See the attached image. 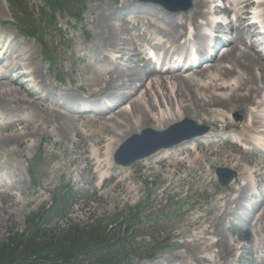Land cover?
Returning a JSON list of instances; mask_svg holds the SVG:
<instances>
[{"label":"rangeland","instance_id":"1","mask_svg":"<svg viewBox=\"0 0 264 264\" xmlns=\"http://www.w3.org/2000/svg\"><path fill=\"white\" fill-rule=\"evenodd\" d=\"M50 1L53 0H0V39L11 41V44L9 43L11 48L8 50L12 57L6 61V64L14 65L13 57L18 54H24V56L27 54L29 55L27 57L32 58L31 65L27 66L25 63V70L6 74L8 78L2 81L4 87L17 88L24 94L35 90L40 96L49 100L46 101L48 107L67 119L66 123L70 128L66 139L61 138L53 128H48L46 132H50V136L44 135L40 140L37 138L31 140V147L25 151L24 156L0 157V167H3L0 181L14 186L13 190L8 191L14 199L0 193V242H4L10 233L20 234L28 230L27 220L29 218L42 214L45 208L55 204V211L49 210V213L42 217L39 232L41 241L56 244V241L62 239L65 233L73 230L82 232L104 229L107 232L111 226L112 230L108 231L110 238L113 236L122 238L123 247L106 248L102 256L86 254L79 260L96 263L94 262L96 259L107 260L116 257L122 260V264L157 263L161 257L181 251V240L173 238L172 232L184 226L191 214H200L201 210L213 205L214 201L223 194H229V185L220 187L214 174V170L224 166V163L222 161L214 166L203 163L197 165L210 181L208 185L199 180L198 174L201 171L196 170L194 174L187 176L185 181L164 192H162L163 188L169 183L162 182L161 177L146 179L142 160L133 163L129 166V171L124 172L121 167L113 164L112 157L106 156L104 153L106 149H102L100 152L103 154L100 160L105 167L102 170L97 169L96 163L89 160V152H94L106 145L94 146V142L103 137L107 139L111 137L98 136L99 123L94 115L78 116L61 109L58 105L62 103L69 105L73 101L68 98L69 96H64V90L69 91L70 96H77L78 100L89 95L85 82L86 76L83 73L88 62L94 66L106 65L101 60L95 59L106 52L105 46L91 50L93 45H101L96 44L94 37L92 22L96 15H88L91 6L102 5L105 12L109 13L111 9H114L116 14L118 13L110 21L117 29V33L114 32L115 40L117 39L119 44L120 53L126 54L124 57L127 55L131 57L129 63L116 65V67H119L118 69L122 70L124 75L136 73L139 78L145 80L143 63L139 60V56L133 57L134 53L130 51L131 48L139 46L137 32H128L130 26L127 25V18L131 11L120 9L118 4L123 0H62V5L57 10L52 8ZM186 5L187 0H175L170 4L174 9L183 12L188 11V9L183 10ZM260 12L264 14V9H260ZM150 17L153 18L151 15H146L144 19H151ZM203 18L202 16L200 19ZM159 19L161 26L169 27L165 25L166 19L163 16H159ZM239 30L243 38L248 41L249 35L245 29L239 28ZM26 32L31 35L25 36ZM237 46L241 48L240 44ZM85 56H92V59L86 61ZM6 64L3 71L8 72L10 67H6ZM33 69L42 72L44 80H40L35 75L28 79L19 78L22 73H31ZM257 75V78H262L264 81L263 74L257 73ZM127 78L123 76L122 80L125 82ZM24 81H28L25 86H23ZM147 83L151 82L147 81ZM36 84L38 86H35ZM120 84L121 81L115 83V92L121 87ZM111 87L110 92H114L112 90L115 87ZM129 91L120 89L121 94ZM57 101L59 104L57 103L56 106L54 103ZM46 103H44L45 106ZM163 103L166 102L163 100ZM123 104L128 110V103L123 102ZM150 105L153 107L152 103ZM72 106L75 105L72 104ZM11 109L15 116L21 115L23 118H29V114L26 111L22 112L16 105ZM232 115L229 117L231 118ZM152 116L154 117V113ZM240 117L236 124L243 121L242 114ZM12 120H15L13 114L0 111V122L10 125ZM196 125L200 124L196 123ZM236 133V131H230L226 135L236 139L238 138ZM197 147L200 155L209 151L220 154L221 158L227 155L236 157L245 169L254 168L259 175L250 178L248 190L244 193V201L240 203L252 206L253 210L249 212L243 209L238 217L236 215L227 217L223 222L225 230L221 236L228 244L235 246L229 263L253 264V258L256 260L261 249L264 248V235L255 233L251 222L252 217L256 218L259 215L261 209L257 214L255 210L264 201L263 163L261 165L264 157L259 152H240L234 146L220 142L216 146L206 147L198 144ZM187 155L191 160L192 157ZM55 168L60 171L55 173ZM165 168H167L166 164L158 167L159 170ZM105 177L107 178L101 183ZM126 178L124 186L137 188L138 195L123 201H112V194L118 196L122 193L124 186L120 185L119 181ZM252 193L259 197L251 198ZM104 194H108L107 199L103 197ZM17 201L22 203H17ZM24 201L32 202L24 205ZM136 207H138L136 222L124 223L131 210ZM234 210L235 206H232L230 211L234 212ZM246 216L249 220L241 222L247 219ZM246 229L252 233L256 254L250 255V244L242 238L243 232L241 231ZM190 231L196 234L194 230ZM72 237L69 236L68 239ZM214 252L211 250L203 255L212 258Z\"/></svg>","mask_w":264,"mask_h":264},{"label":"bare ground","instance_id":"2","mask_svg":"<svg viewBox=\"0 0 264 264\" xmlns=\"http://www.w3.org/2000/svg\"><path fill=\"white\" fill-rule=\"evenodd\" d=\"M230 2L231 10L236 16V22L243 24L247 9L251 6L250 0H231ZM121 3V10L132 11L136 23H142L143 30H135L142 43L158 48L163 46L176 48L179 42L185 39L186 29L189 25L193 26L195 31L193 40L200 39L197 33L196 20L203 15V10L206 7L204 0H189L188 11L177 13L166 12L157 4L140 3L136 0H123ZM258 8H264V2L260 3ZM92 14L96 15L92 22L95 41L96 44L101 45H93L91 50L105 46L106 52L95 59L103 61L106 65L94 66L88 62L83 73L86 76L85 82L89 90L88 101L96 107H103L93 113L91 112L98 119V136H110L111 138L103 137L104 139L94 142V146L106 145L94 152H89V160L96 163L97 169L102 170L105 167L100 160L103 154L100 152L102 149H106L104 153L111 158L126 139L129 142L128 148L133 150L135 147H138L137 149L149 148L157 146V143L165 141L170 136L176 138L188 133L190 130L187 131L186 129L189 127L184 125L198 123L201 126H206L208 130L201 136L185 140L167 149H161L143 159L145 178L161 177L162 182L169 183L163 188L162 192H164L168 188L185 181L186 177L194 174L196 170H200L198 164L214 166L223 161L224 166L217 168L235 173L237 179L229 184V194H223L214 201L213 205L201 210L200 214H191L184 226L171 233L173 238L181 240V251L167 254L161 257L157 263L153 262L152 264H231L229 260L235 246L228 244L221 237L225 230L223 222L227 217L234 216L230 208L232 206L238 207L240 202L244 201V193L248 190L250 178L259 175L254 168L245 169L236 157L227 155L221 158L220 154L209 151L200 155L195 151L196 147L194 148L193 145L195 143L197 146L198 144L206 147L216 146L222 140L228 144L229 140L223 137L224 134L236 131L241 143L253 144L260 149L259 152L264 154V110L261 109L264 103V81L262 78H257V73L264 76V60L252 45L248 46L245 43L239 28H235L231 29V32H234V41L228 44L226 52L214 58L211 64L206 67H199L187 76L171 70L164 73L149 71L146 70V65L143 66L145 68V80L139 78L136 73L124 75V72L118 69L119 67L116 65L129 63L131 55L124 57L126 54L120 53L119 44L117 39L115 40L117 29L110 21L118 13L116 14L114 9L107 13L102 9V5H97L91 6L89 9L88 15L91 16ZM146 15H152L153 18L150 17L151 19L146 20L144 19ZM160 15L166 19L165 25H169V27L160 25ZM262 23L264 24V16ZM245 28L248 29V26ZM130 31H134V29L128 30V32ZM249 34L252 35L253 33L249 32ZM239 44L241 48L237 46ZM10 48L11 46L8 45L6 51ZM130 51L134 53L133 57L139 56V59L141 58L142 52L139 47L131 48ZM112 52H116L119 58L114 63L110 56ZM27 56L29 55L18 54L15 56L14 65H9L10 70L8 72L1 71L3 70L2 65H4L1 60L0 82L6 81L8 78L6 74L21 69L25 70V63L27 66L31 65L32 58ZM11 57L12 54H9L6 60ZM85 59L90 61L92 58L85 56ZM111 65L114 67H110ZM33 75L44 80L42 72L37 69H33L31 73H23L20 78ZM105 75L106 77H104ZM123 76L128 77L125 82L122 80ZM118 81H121V87L118 88L117 93L110 92L111 86L115 87V83ZM147 81L151 83L148 84ZM41 82L44 83V81ZM120 89L130 91L121 94ZM115 90L116 87L112 91ZM0 91V111L6 114L11 113L15 117L10 125L0 122V157L6 155L24 156L25 151L31 147V140L36 138L40 140L44 135L50 136V132H46L48 128H53L54 132H57L61 138H67L70 133V128L66 123L67 119L48 107L47 98L39 97L35 90L24 94L17 88L4 87V82L0 84ZM64 94L73 100V104L79 101L77 96H70L69 91L64 90ZM163 100L166 103H163ZM107 102H112L113 106L109 108L106 105ZM123 102L128 103L130 110L121 108ZM151 103L153 107L150 105ZM15 105L22 112L26 111L29 118H23L21 115L15 116L11 109ZM60 108L66 110L65 107ZM84 113L82 112V114ZM153 113L154 117L152 116ZM232 113L242 114L243 121L239 124L230 121L227 115ZM88 121L91 122V120ZM177 124L184 127L168 136L157 134ZM143 130L150 132H146L142 138L134 137ZM213 138L216 140L213 141ZM238 151L241 152L240 149ZM187 154L192 157L191 160ZM163 164H166L167 168L159 170L158 167ZM261 165L264 168V161H261ZM121 168L125 172L129 171L130 167ZM2 170L3 167H0V173ZM58 171L60 169L55 168V173ZM200 171L199 180L208 185L210 181L205 172ZM126 180L127 178L120 180L119 184L124 186ZM0 189H2L0 193L14 199L8 193L14 189L12 184L6 185L0 181ZM43 189L46 190L45 187ZM137 195V188L124 186L120 195L112 194L111 197L112 201H123L135 198ZM103 197L107 199L108 194H104ZM30 202L32 201H24L23 203L28 205ZM17 203L22 202L17 201ZM257 208L256 214L261 210L256 218L252 217L251 219L253 230L259 235H264V201ZM190 230H194L196 234L191 233ZM241 232H243L242 238L250 244V255L256 254L252 233L248 229ZM211 250L215 251L212 258L203 255ZM261 254V258H264V248L261 249ZM253 264H264V261L253 258Z\"/></svg>","mask_w":264,"mask_h":264},{"label":"trees","instance_id":"3","mask_svg":"<svg viewBox=\"0 0 264 264\" xmlns=\"http://www.w3.org/2000/svg\"><path fill=\"white\" fill-rule=\"evenodd\" d=\"M62 0L50 1L52 7H59ZM55 206V204H54ZM51 206L42 214H38L27 220L28 230L20 234L10 233L4 242H0V264H122L119 258L107 260H94L96 263H87L79 260L86 254L102 256L106 248L123 247L122 238L113 236L110 238L109 232L112 230L94 229L90 231H70L63 235V238L52 244L49 241H41L39 237L42 217L50 211H55L56 207ZM138 218V209L134 208L128 215L125 222L135 223ZM133 225V224H132ZM69 236H73L68 239ZM52 240V239H51ZM98 254V255H97Z\"/></svg>","mask_w":264,"mask_h":264},{"label":"water","instance_id":"4","mask_svg":"<svg viewBox=\"0 0 264 264\" xmlns=\"http://www.w3.org/2000/svg\"><path fill=\"white\" fill-rule=\"evenodd\" d=\"M151 1H154L155 3H159L161 4L163 7H165L166 9L168 10H172V11H177V9H174L173 7L170 6L171 3H173V1L175 0H151ZM187 8V5L183 8V10H185ZM180 140L174 142L173 144H176L177 142H179ZM129 144V142H127V144L125 146H123L120 151L116 154L115 156V162L117 164H120V165H123V166H127L131 163H133L134 161L138 160V159H141V158H144L146 156H149L150 154L154 153L155 151H157L158 149L162 148V147H168V146H171L173 144H161V145H158L156 147H154L153 149L151 150H145V151H138L136 152L134 155H132L128 160L126 161H123L122 159H119L118 157L123 153L124 149L126 148V146ZM217 173L220 174L221 173V170H217ZM229 181V180H228ZM227 181V182H228ZM227 182H222L221 181V184L224 185L226 184Z\"/></svg>","mask_w":264,"mask_h":264}]
</instances>
